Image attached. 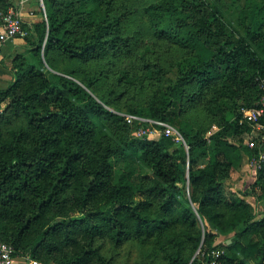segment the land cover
Masks as SVG:
<instances>
[{
    "label": "trees",
    "instance_id": "16d2710c",
    "mask_svg": "<svg viewBox=\"0 0 264 264\" xmlns=\"http://www.w3.org/2000/svg\"><path fill=\"white\" fill-rule=\"evenodd\" d=\"M13 3L0 0V14ZM46 21L24 38L0 91V241L39 264H264V211L228 193L251 126L240 110L264 95V0H155L143 8L159 38L185 50L146 103L110 111L97 81L59 70L52 56L87 62L121 37L115 0H44ZM150 71V67L145 65ZM199 98L198 100H196ZM202 103L208 136L179 107ZM190 104V105H191ZM131 115L173 127L171 137H136ZM119 164L122 166L118 167ZM264 199V167L249 188ZM250 193V194H249ZM242 195V194H241ZM223 237L225 242L218 243ZM226 240H230L226 243ZM98 241L126 247L107 256Z\"/></svg>",
    "mask_w": 264,
    "mask_h": 264
},
{
    "label": "rangeland",
    "instance_id": "374dc122",
    "mask_svg": "<svg viewBox=\"0 0 264 264\" xmlns=\"http://www.w3.org/2000/svg\"><path fill=\"white\" fill-rule=\"evenodd\" d=\"M154 1L115 0V4L122 6L118 13L121 16V37L126 41V45H121L114 52L105 54L99 59L87 62L69 60L61 54H55L52 56L54 66L59 70L72 68L79 76L87 75L96 79L97 90L109 103L107 108L110 111L123 115L127 109L146 103L157 94L156 70L159 69L166 74L180 58L185 56L184 49L154 34L143 12V8ZM145 65L151 70L148 71ZM197 103L179 107V112L195 129L205 130V135L208 136L216 130L215 117L206 111L201 102ZM142 126L144 130H149L147 124ZM256 135V132L250 130L241 137L242 143L248 144L254 141L256 144ZM120 166L122 164L118 165ZM238 178L236 182L239 181ZM224 188L231 193L225 184ZM238 192L242 194V191ZM97 243L102 245V251L107 256L116 255L118 258H123L127 250L126 247L113 248L111 244L102 241Z\"/></svg>",
    "mask_w": 264,
    "mask_h": 264
},
{
    "label": "built area",
    "instance_id": "2783aa9c",
    "mask_svg": "<svg viewBox=\"0 0 264 264\" xmlns=\"http://www.w3.org/2000/svg\"><path fill=\"white\" fill-rule=\"evenodd\" d=\"M31 0H15L12 7H9L4 13L0 14V44L5 42L10 38H26L33 25L25 21L22 16V7L30 2ZM36 2L37 12L40 16V20L46 21V12L44 6V0H34ZM29 16L34 17V13L30 12ZM264 87V83H263ZM241 120L240 122H246L251 126L252 132H256L255 138L259 143L258 154L250 160V167L256 174V172L264 167V95L261 98L260 106L241 109ZM125 119L128 123L137 122L139 124H147L149 130H144L143 126L138 127L134 132L136 137H152L158 138L160 135H165L171 137L175 142L182 141L179 133L170 125L163 122H154L150 120H145L138 118L136 116L127 115ZM249 147H253L255 142L250 141L247 144ZM224 251L222 249H213L208 254L209 260L205 264H224L221 259ZM14 260V250L13 248L0 241V264H11ZM27 264H39L35 260L26 259Z\"/></svg>",
    "mask_w": 264,
    "mask_h": 264
},
{
    "label": "crops",
    "instance_id": "0c3cea01",
    "mask_svg": "<svg viewBox=\"0 0 264 264\" xmlns=\"http://www.w3.org/2000/svg\"><path fill=\"white\" fill-rule=\"evenodd\" d=\"M10 1L13 4L15 3V0ZM30 12L34 13V17L29 16ZM22 16L25 21L30 22L32 25L40 20L34 0H31L22 7ZM29 49H31V45L20 38H10L0 44V91L5 90L14 81L13 72L11 70L13 57L18 54H25ZM246 157L245 155L242 156L240 167L232 172L230 179L225 182V185L226 188L228 187L230 189L232 194L240 196L256 209L258 215L255 220H258L260 214L264 211V199L256 201L255 197L250 193V195L247 196L243 195L246 192H250L249 188L255 180V173L250 167V160ZM237 178L239 179L238 182H236ZM238 191H242V195ZM217 242L223 243L225 239L220 237L217 239ZM228 242H230V240H226V243ZM11 264H27V260L21 257H15Z\"/></svg>",
    "mask_w": 264,
    "mask_h": 264
},
{
    "label": "water",
    "instance_id": "95a60500",
    "mask_svg": "<svg viewBox=\"0 0 264 264\" xmlns=\"http://www.w3.org/2000/svg\"><path fill=\"white\" fill-rule=\"evenodd\" d=\"M229 243V242H228Z\"/></svg>",
    "mask_w": 264,
    "mask_h": 264
}]
</instances>
